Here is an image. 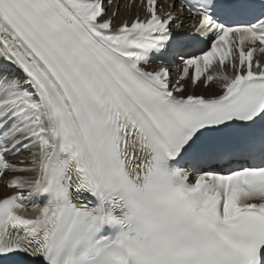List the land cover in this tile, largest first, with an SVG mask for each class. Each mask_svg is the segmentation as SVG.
<instances>
[{
    "label": "snow or ice",
    "instance_id": "1",
    "mask_svg": "<svg viewBox=\"0 0 264 264\" xmlns=\"http://www.w3.org/2000/svg\"><path fill=\"white\" fill-rule=\"evenodd\" d=\"M112 4L0 0V264H264V0Z\"/></svg>",
    "mask_w": 264,
    "mask_h": 264
},
{
    "label": "bare ground",
    "instance_id": "2",
    "mask_svg": "<svg viewBox=\"0 0 264 264\" xmlns=\"http://www.w3.org/2000/svg\"><path fill=\"white\" fill-rule=\"evenodd\" d=\"M6 191H7V189H4V188L0 187V194H3Z\"/></svg>",
    "mask_w": 264,
    "mask_h": 264
}]
</instances>
